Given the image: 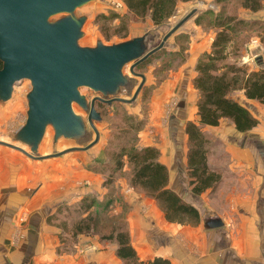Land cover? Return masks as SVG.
Returning a JSON list of instances; mask_svg holds the SVG:
<instances>
[{
  "label": "rangeland",
  "instance_id": "rangeland-1",
  "mask_svg": "<svg viewBox=\"0 0 264 264\" xmlns=\"http://www.w3.org/2000/svg\"><path fill=\"white\" fill-rule=\"evenodd\" d=\"M194 8H197L196 12L198 13L207 9L217 12L220 9L213 0L179 1L172 16L165 23L156 25L150 16L142 18L129 13L123 0H88L72 11L48 15L46 21L52 25H57L68 19L78 21L79 32L75 44L84 49L97 50L101 47H111L146 32L151 38L147 46L148 51L157 46L164 35ZM231 9L236 11L239 17L264 20V5L256 13L241 8L237 4L233 5ZM196 16H192L171 34L164 47L135 67V71L145 75V81L135 99L130 102L113 101L107 105L105 102L96 103V109L101 113L102 119L94 121L99 132V139L90 147L82 149L96 138V132L88 122L89 107L92 98L104 95L101 89L86 84L76 87L81 97L85 99L88 105L87 109L82 107L78 99L71 100L73 111L76 116L83 119L89 130L84 141L67 136L62 131L59 133L51 119L44 124L37 145L34 142L27 144L24 139L22 142L13 141L15 133L22 130L28 123L29 95L33 90L32 80L28 77L16 80L12 87V95L7 100L0 98V140L19 145L32 154L47 156L33 158L21 151L24 173L29 174L26 171L30 170L29 166L25 169L27 164L24 162L25 158H30L31 162L37 161L38 163L37 174L34 173L36 175H33L32 182L27 181L29 184L25 189L40 188L44 182L49 184L57 180L50 201L53 211L49 217H54L51 222L48 218V223L58 229L61 241L67 243L69 240L68 248L73 251L84 252L87 248V244L82 242V236L96 238L99 243L106 245V250L109 249L108 246L113 247L116 241L103 239L102 236L109 235L119 227L129 229L130 226H135V231L140 236L142 234L148 236L149 233L156 239L165 237L157 233L159 231L157 220L163 211L151 197L149 198L156 202L157 207L151 203L143 205L139 202L141 198H137V196L140 194L148 196L144 191L133 188L130 184L131 165L126 157L123 166L114 171L116 163L113 161L112 151L127 140L137 148L145 147L144 143L150 133H153L152 137L156 141H160L162 138L169 141L175 132V134L183 132L181 127L176 130V126L180 125L178 121L180 115L183 117L189 112L194 114L192 110H197L195 112L197 114V101L200 93L193 84L197 74L196 64L199 57L210 50L216 30L198 25L195 21ZM257 58L261 59L264 65V42L260 36L252 34L242 49L240 61L249 64L252 68H258ZM133 62L129 61L124 64L120 71L129 79V84L122 86L118 95L125 99H131L142 82L141 76L131 73L130 67ZM182 89L187 91L185 98H181L179 95V90ZM239 92L235 91L232 95L236 96ZM110 97L112 95L109 94L106 98ZM181 101L184 102V107H181ZM190 108L191 110H189ZM251 108L256 109V106L252 104ZM173 115L176 117L173 118ZM154 116L155 121L153 120ZM180 118L179 120H181ZM173 129L174 132H172ZM212 144L214 147L219 143L209 141L208 146L212 147ZM0 146L3 150H10L7 145ZM224 149L222 145L216 146L217 154L219 155L220 151ZM79 153L80 155H77ZM47 158H53L55 165L46 166ZM77 161L89 174L99 177L98 186L94 185L97 181L93 179L76 180L72 187L61 184L64 181L61 179V170L65 169L67 166L65 164L70 162L71 166H74ZM215 161L219 162L218 159ZM75 165L80 166L79 164ZM52 166L56 172L50 171L49 168ZM50 173L54 174L51 179H49ZM186 175L188 177L187 164ZM23 176L25 177V175ZM84 196L93 199L95 204L89 212L78 213V202ZM159 209L162 214L158 212ZM89 213L97 216L96 220L92 221L94 229L88 233L74 234L71 229L75 228L74 225L80 218L88 217ZM65 222H67V226H64ZM63 229H66L65 232ZM169 232L171 231L166 230V234ZM170 241L168 240L167 243ZM66 248L64 245V249Z\"/></svg>",
  "mask_w": 264,
  "mask_h": 264
},
{
  "label": "crops",
  "instance_id": "crops-1",
  "mask_svg": "<svg viewBox=\"0 0 264 264\" xmlns=\"http://www.w3.org/2000/svg\"><path fill=\"white\" fill-rule=\"evenodd\" d=\"M141 37L148 46L151 39L148 33L135 36ZM132 39L134 37L129 40ZM186 93L185 89L179 90L181 98H185ZM232 97L248 106L259 122L246 132L238 131L229 119H222L216 126L202 125L205 135L212 142L219 143L215 148L214 144L210 147L208 164L221 175L220 181L203 193L191 191L186 175L188 137L185 126L187 121L199 123L195 114L197 110H192L195 115L191 112V116L180 115L182 121L178 118L180 125L176 130L181 127V134L175 132L169 141L163 138L156 141L150 133L145 141L144 145L160 149L159 160L170 172L169 187L196 206L201 218L197 224L170 222L159 209L162 215L157 220V233L165 237L158 239L149 233L140 236L135 226H130L131 243L142 260L162 256L173 264H264V104L250 101L243 91ZM183 103L181 101V107H184ZM252 104L256 109L251 108ZM13 138V141L22 142L15 136ZM220 145L225 148L219 153L221 157L216 152V146ZM1 149L0 146V264H123L116 255V243L106 250V245L96 238L82 236V242L87 244L84 252L68 248V238L67 243L61 241L58 229L48 223L53 211L52 191L57 180L49 184L44 182L40 188L25 189L29 184L27 181L32 182L33 175L37 174V161L24 159L27 163L25 169L30 168L27 174L23 171L20 150L13 147ZM46 161V166L55 165L53 158ZM75 164L71 166L68 162L61 170L63 186L72 187L80 179H93L97 181L94 185H99L98 176L93 177L78 161ZM53 166L49 168L52 172L55 171ZM50 176L49 179L54 174ZM139 197L141 204L156 206V202L144 194ZM212 221L220 225L212 226ZM166 230L172 233L166 234ZM168 240L171 241L167 243Z\"/></svg>",
  "mask_w": 264,
  "mask_h": 264
},
{
  "label": "trees",
  "instance_id": "trees-1",
  "mask_svg": "<svg viewBox=\"0 0 264 264\" xmlns=\"http://www.w3.org/2000/svg\"><path fill=\"white\" fill-rule=\"evenodd\" d=\"M123 1L129 13L142 18L150 16L156 25H161L172 16L179 1L191 0ZM213 2L220 8L217 12L207 9L194 14L197 15L195 21L198 25L216 30L210 50L203 53L197 61V74L193 80L194 87L200 93L197 101L199 123L187 121L185 126L188 137V179L194 194H201L215 186L221 178L220 173L212 170L208 164L210 150L208 144L211 140L202 131V125L216 126L222 119H229L233 121L238 131L246 132L258 124L259 120L249 107L232 97L235 91H243L247 99L264 104V65L261 59L257 58L258 68H252L240 61L242 49L252 34H257L264 42V20L242 18L231 9L237 4L241 8L257 12L263 8L264 0H213ZM3 66L4 62L0 58V70ZM135 67L134 72L139 73L135 71ZM131 144L127 140L112 151V158L116 163L114 171L123 166L126 157L131 165L130 184L153 198L168 221L180 224L199 223L201 216L197 207L169 187L170 172L159 160L160 149L154 145L137 148ZM94 204L93 199L84 196L78 202V213L89 212ZM88 215L76 222L75 228L71 229L74 234L88 233L94 229L92 221L96 220L97 216L91 213ZM53 217H49V222ZM66 224L67 222L64 226H67ZM102 238L116 241V255L124 264H173L169 258L162 256L142 260L131 243L128 228H115Z\"/></svg>",
  "mask_w": 264,
  "mask_h": 264
},
{
  "label": "water",
  "instance_id": "water-1",
  "mask_svg": "<svg viewBox=\"0 0 264 264\" xmlns=\"http://www.w3.org/2000/svg\"><path fill=\"white\" fill-rule=\"evenodd\" d=\"M88 0H0V58L4 62L0 70V98L7 100L12 94L16 80L30 78L33 90L29 95L30 109L27 126L15 137L35 145L41 138L43 127L50 119L67 136L84 141L88 128L80 116L73 111L71 100L78 99L87 109L77 86L89 85L101 89L103 96L92 98L88 122L96 132V138L87 146L95 144L99 132L94 121L102 119L96 109V101L111 104L120 100L130 102L141 89L145 75L135 73L134 67L154 52L164 47L171 34L178 30L197 11L196 8L184 16L162 41L147 51L144 37L134 38L114 46L95 49L80 48L75 44L79 32L78 21L68 19L57 25L46 21V17L62 11H72ZM129 61L133 75H139L142 82L131 99L119 95L121 87L129 84L128 77L120 73L121 67ZM110 98H106L108 95ZM0 144L16 148L30 157L44 158L25 150L19 145L0 140ZM57 155V154H55ZM50 156V155H49ZM212 226L219 222H210Z\"/></svg>",
  "mask_w": 264,
  "mask_h": 264
},
{
  "label": "bare ground",
  "instance_id": "bare-ground-1",
  "mask_svg": "<svg viewBox=\"0 0 264 264\" xmlns=\"http://www.w3.org/2000/svg\"><path fill=\"white\" fill-rule=\"evenodd\" d=\"M198 37V36H197ZM183 65V64H182Z\"/></svg>",
  "mask_w": 264,
  "mask_h": 264
}]
</instances>
